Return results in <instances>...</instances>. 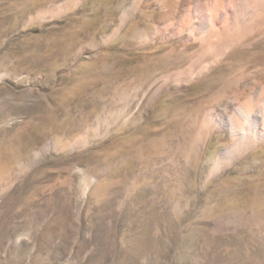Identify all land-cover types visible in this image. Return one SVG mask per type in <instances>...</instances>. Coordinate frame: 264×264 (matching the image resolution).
<instances>
[{"label": "rangeland", "instance_id": "obj_1", "mask_svg": "<svg viewBox=\"0 0 264 264\" xmlns=\"http://www.w3.org/2000/svg\"><path fill=\"white\" fill-rule=\"evenodd\" d=\"M213 2L0 0V264H264V0Z\"/></svg>", "mask_w": 264, "mask_h": 264}, {"label": "bare ground", "instance_id": "obj_2", "mask_svg": "<svg viewBox=\"0 0 264 264\" xmlns=\"http://www.w3.org/2000/svg\"><path fill=\"white\" fill-rule=\"evenodd\" d=\"M214 1H215V2H213L214 5H212V6L214 7V11H216L215 14L217 13V15L221 19V21L224 20L223 24H221V25L219 24L220 26L218 24H214V25L215 26L218 25L219 28H223L224 30L228 29L230 27L231 23H233V21L242 22L247 16H249L250 14H252L254 12L252 8H251L252 9L251 10L249 7L242 5L241 1L245 5V0H241V1L240 0H228V1L227 0H214ZM202 3H204V2H202ZM203 6L196 9L198 11V13H201V15H199L200 17H198V23H197L198 26H200L202 28V31L204 33L215 32L216 34H219V32L222 30L216 29L217 27H213L214 25H212L213 23H211V21H210V14H209L210 12H208L209 10H207V12H206L205 9H207V8L203 7ZM251 11H252V13H251ZM218 17H215V18H217V20H220ZM194 26L195 25L193 24L192 26H190V28H192ZM201 28H199V30ZM199 33H202V32H199Z\"/></svg>", "mask_w": 264, "mask_h": 264}]
</instances>
